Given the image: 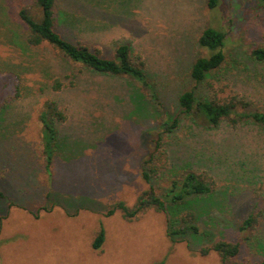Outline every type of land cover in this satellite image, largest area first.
Returning a JSON list of instances; mask_svg holds the SVG:
<instances>
[{
  "label": "rangeland",
  "instance_id": "374dc122",
  "mask_svg": "<svg viewBox=\"0 0 264 264\" xmlns=\"http://www.w3.org/2000/svg\"><path fill=\"white\" fill-rule=\"evenodd\" d=\"M36 2L0 0V190L6 195L0 197V264H261L264 131L253 125L199 127L177 105L183 90L197 86L186 74L195 58L208 54L198 39L213 26L226 31L225 51L238 60L230 68L235 74L230 84L225 79L217 88L219 97L239 95L264 110V63L257 67L249 56L253 47H264L260 1L218 0L212 8L209 0H57V28L70 40L98 46L108 57L128 40L149 59L159 73L163 103L155 120L130 117L125 81L88 72L75 78L79 67L52 47L26 44L20 11L27 7L36 13ZM62 11L86 13L89 21L72 33ZM57 78L64 83L61 90L52 87ZM18 85L21 95L15 96ZM205 87L198 85L197 93H209ZM49 99L67 117L59 123L63 144L82 153L70 158L65 147L56 148L52 175L42 155L40 118ZM165 110L181 126L165 137V154L158 158L157 153L151 163L161 167L154 178L158 194L164 198L172 180L195 170L216 181L220 196L198 197L195 209H183L196 212L199 232L175 238L169 230L182 224L179 209L150 208L134 219L121 210L107 215L117 201L134 206L147 187L143 163L154 151L158 130L150 135L145 130ZM224 192L231 204L219 205ZM250 212L259 221L241 232L240 222ZM101 227L105 240L95 249ZM217 239L239 242L240 253L226 263L216 250L203 255Z\"/></svg>",
  "mask_w": 264,
  "mask_h": 264
},
{
  "label": "trees",
  "instance_id": "16d2710c",
  "mask_svg": "<svg viewBox=\"0 0 264 264\" xmlns=\"http://www.w3.org/2000/svg\"><path fill=\"white\" fill-rule=\"evenodd\" d=\"M264 6V0H259ZM218 0H209V6L215 7ZM38 11L33 13L32 10L25 7L20 11V16L28 28L26 35V44L30 47L48 45L58 54L70 63L77 65L79 71L75 73V78L82 72H88L95 77H104L113 81H125L127 86V97L130 103V117L138 119L155 120L159 113L158 109L163 107L161 102V91L159 89V73L152 67L151 62L143 54L136 52L135 46L128 40L120 41L113 48L111 57L104 55L103 50L98 46H92L89 43L79 39L70 40L58 30L57 0H37L35 3ZM65 21L73 30L72 33H79L81 24L87 19L86 13L73 12L72 15L63 12ZM75 13L80 14V19ZM74 15V16H73ZM91 25V24H89ZM104 27V25H103ZM75 30V31H74ZM228 36L226 31L213 26L205 28L198 39L201 48L208 51L207 55H201L191 63L186 77L193 80L197 86L204 84L209 93L199 95L196 88H187L183 90L177 98V105L182 113L188 115L192 120L197 122L199 127L208 129H219L222 126L239 128L241 126H257L264 131V110L252 108V102L239 95H229L228 97H219V89L225 82L230 84V68L237 64V59H229L225 51ZM251 58L255 60L257 67L264 63V47L257 46L251 49ZM234 69V68H231ZM223 75V77H222ZM222 77V78H219ZM64 86L63 81L55 79L52 87L54 90H61ZM21 86L16 87L15 96H20ZM219 88V89H217ZM213 94V96H212ZM121 99L120 96H117ZM3 103L0 102V112L3 109ZM162 109V108H161ZM40 118L42 121V132L44 147L42 155L44 158L45 168L52 175V164L56 148H63L64 139L61 138L59 123L66 121L67 117L60 108L57 101L53 99L46 100L41 110ZM181 126V121L174 117L170 111L164 112L155 126H148L145 135H150L152 131L157 132L155 138L154 151L150 157L143 163L142 177L147 183V187L140 193L134 206L130 207L124 201H117L108 209L107 215H113L117 210H121L128 219H134L144 211L154 208L159 211H168V206L176 210V214L183 209H195L194 202L198 203V197H215L218 193L215 191L216 181L207 176L204 172L187 170L180 178L171 181L165 197L160 196L155 188L154 178L159 175L161 167L151 164L157 157L161 158L165 154L163 149L165 137H169L175 132L176 128ZM118 128H120L118 126ZM154 129V130H153ZM117 130L116 128L112 131ZM77 147V146H76ZM74 147H65L69 157L81 155L80 150ZM158 156L156 157V154ZM221 197L224 203L231 204L230 194L224 192ZM0 197L6 198V195L0 190ZM220 197V196H218ZM184 211L181 213V228L169 230L170 236L175 238L176 234H186L188 232L198 233L199 228L195 223L196 212ZM256 213L250 212L239 225L241 232L252 229L258 219ZM105 240V229L101 227L93 247L99 249ZM240 243L232 242L226 239H217L211 246L201 250L206 255L210 250H216L220 253L222 261L226 263L240 253ZM264 264V261L261 263Z\"/></svg>",
  "mask_w": 264,
  "mask_h": 264
}]
</instances>
